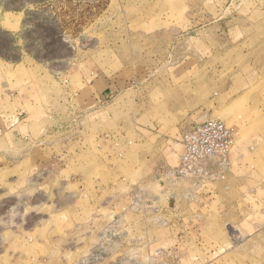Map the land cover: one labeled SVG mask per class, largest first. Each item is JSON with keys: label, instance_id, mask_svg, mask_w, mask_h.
Here are the masks:
<instances>
[{"label": "rangeland", "instance_id": "rangeland-1", "mask_svg": "<svg viewBox=\"0 0 264 264\" xmlns=\"http://www.w3.org/2000/svg\"><path fill=\"white\" fill-rule=\"evenodd\" d=\"M193 69L210 71L217 109L241 85L232 121L237 103L206 119L236 133L231 161L264 178V0H0V264H264V189L258 223L158 201L192 185L168 192L157 173L178 156L161 160L134 127L150 99L174 105ZM96 75L123 90L111 119Z\"/></svg>", "mask_w": 264, "mask_h": 264}, {"label": "crops", "instance_id": "crops-1", "mask_svg": "<svg viewBox=\"0 0 264 264\" xmlns=\"http://www.w3.org/2000/svg\"><path fill=\"white\" fill-rule=\"evenodd\" d=\"M191 79V84H185L182 79V84L175 88L176 95L174 105L173 102H171L173 101L171 93L166 94L163 99L160 100L158 106L156 101L153 102L152 99H150L149 106L144 112V115L139 117L142 122H139V120L137 121L138 124L143 127L141 128L137 126L138 129H136V121H134L135 131L143 130L141 132H143L146 137L143 140L144 144H142L145 146L144 148L156 151L158 158L161 160H164L168 156L173 158L178 156V162L182 153L181 142L183 135L192 130L196 125L207 120L206 118L212 116L214 111L222 108H215V100L212 98L211 94H215L217 91L213 85L214 78L211 77L208 69H193L191 72ZM93 80L94 85L98 88L95 103L99 104L101 108L108 109V117L111 119L113 115L112 111L116 107L115 104L123 93V90L120 88L117 81L111 80L109 77L96 75ZM263 81L264 76L261 78V82ZM238 82L240 83L241 81L238 80ZM219 93L225 95V104L223 105L222 112L235 103L238 105L234 112H231L229 116H224L226 119H229V121H232L234 114L236 115L243 102L244 92L242 87L240 85V88L237 89L235 85L232 87L229 84ZM262 93L264 94V89L262 90ZM197 95L199 98H197ZM233 95H235L234 99L232 98ZM211 104L212 107L210 106ZM255 106L257 110V112H255L258 116L257 120H261L264 124V103H260V100H257ZM158 107L163 114H157L155 109ZM165 116L167 118V125L165 127L158 126V120H161ZM257 123L258 122H255V124ZM231 131L236 136V133L232 129ZM115 137L116 136L113 133H110L103 136L102 140L105 142L111 141L113 143ZM178 143L181 145L180 154L177 153L179 149L176 145H178ZM150 156L151 155H147V157ZM230 156L229 167L225 172L223 179H217L214 182L207 184L205 188H197L194 182L189 181L192 186L189 188L183 186L184 189H182L181 193H176L174 198L169 197L170 195L167 193L162 199H159L160 206L163 207L162 202H165L166 200H171L172 203L175 202L176 204L173 203L174 205H178L180 201L191 200L192 202H201L204 200V206L215 207V210H212L213 213L216 212L219 216L223 215V217L229 221H249L257 223L261 221L263 218V211H258L254 207L258 205L263 206L257 198V191L259 189H264V178L262 175H259L260 173L256 172V177L252 179V175H250L252 173L251 171H248V167L241 165V162H239L243 159V155H241L240 159L236 160L235 163L231 161ZM238 162L239 165L237 164ZM250 183L252 185H250ZM165 185L166 190L169 192L171 190V185ZM198 189L204 190L198 192ZM250 197H254L256 200L249 202ZM254 225L256 227L258 224L255 223L253 226ZM254 234L256 236L255 232L251 234L241 233L244 238H249Z\"/></svg>", "mask_w": 264, "mask_h": 264}, {"label": "built area", "instance_id": "built-area-1", "mask_svg": "<svg viewBox=\"0 0 264 264\" xmlns=\"http://www.w3.org/2000/svg\"><path fill=\"white\" fill-rule=\"evenodd\" d=\"M181 144L182 153L176 166L161 167L158 181L170 186L189 180L197 188H203L224 178L235 135L220 119L209 118L196 125L183 135Z\"/></svg>", "mask_w": 264, "mask_h": 264}, {"label": "bare ground", "instance_id": "bare-ground-1", "mask_svg": "<svg viewBox=\"0 0 264 264\" xmlns=\"http://www.w3.org/2000/svg\"><path fill=\"white\" fill-rule=\"evenodd\" d=\"M225 112V111H224ZM100 254V252H98Z\"/></svg>", "mask_w": 264, "mask_h": 264}]
</instances>
